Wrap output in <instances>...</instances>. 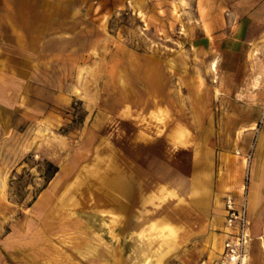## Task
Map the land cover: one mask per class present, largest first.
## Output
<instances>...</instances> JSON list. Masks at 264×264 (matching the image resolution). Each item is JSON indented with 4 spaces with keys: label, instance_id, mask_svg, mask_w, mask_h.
I'll return each mask as SVG.
<instances>
[{
    "label": "rangeland",
    "instance_id": "374dc122",
    "mask_svg": "<svg viewBox=\"0 0 264 264\" xmlns=\"http://www.w3.org/2000/svg\"><path fill=\"white\" fill-rule=\"evenodd\" d=\"M259 88L264 0H0V264L211 254L212 211L187 235L174 218L197 156L211 202L235 190L234 134Z\"/></svg>",
    "mask_w": 264,
    "mask_h": 264
},
{
    "label": "crops",
    "instance_id": "0c3cea01",
    "mask_svg": "<svg viewBox=\"0 0 264 264\" xmlns=\"http://www.w3.org/2000/svg\"><path fill=\"white\" fill-rule=\"evenodd\" d=\"M246 90H250V88L248 87ZM257 91L262 93L264 88H259ZM262 102L263 99H260L253 104H249L250 107L255 108V115L246 114L243 117L244 122L248 124L242 128L246 132L245 134H234V141L232 143L233 152H231V188H235V190L238 189L245 169L243 155L248 152L251 154L248 164L246 206L250 221L249 231L252 239L248 247L245 264H264V105H262ZM181 129V126H175L173 130L166 134L170 142L185 138V136L182 137L183 134H180ZM235 149L239 150L240 154H236ZM205 154L208 155L207 152ZM209 168L208 159L205 158L204 160L200 156L196 157L190 180L187 182L190 198L184 202L180 200L181 206L184 205L191 209L192 217L186 219L174 218L173 215H176L175 211L172 216L181 224L180 227L184 229V234L187 235L192 232V227L189 224H194L195 221L198 222L201 218H207L212 211L214 214V224L216 223L217 225L215 234L217 235L219 247L215 251H212L211 254L205 256L211 259L216 258L222 250L224 223L221 196L226 186L224 187L225 184L223 182L220 183L221 187L219 186L215 193L214 201L211 202L212 190L210 183L213 171ZM157 186H159L158 192L160 193H173L165 184ZM161 187L164 188L162 192L160 191Z\"/></svg>",
    "mask_w": 264,
    "mask_h": 264
},
{
    "label": "built area",
    "instance_id": "2783aa9c",
    "mask_svg": "<svg viewBox=\"0 0 264 264\" xmlns=\"http://www.w3.org/2000/svg\"><path fill=\"white\" fill-rule=\"evenodd\" d=\"M235 153L240 154L237 149H235ZM250 158V152L243 155L245 169L238 189L225 190L221 196L224 223L221 252L216 258L205 257L196 264H245L252 239L246 206Z\"/></svg>",
    "mask_w": 264,
    "mask_h": 264
},
{
    "label": "trees",
    "instance_id": "16d2710c",
    "mask_svg": "<svg viewBox=\"0 0 264 264\" xmlns=\"http://www.w3.org/2000/svg\"><path fill=\"white\" fill-rule=\"evenodd\" d=\"M43 162L45 164V171H44L45 180L49 181L54 176V174L57 172L58 166L54 162L48 159H45Z\"/></svg>",
    "mask_w": 264,
    "mask_h": 264
},
{
    "label": "bare ground",
    "instance_id": "6f19581e",
    "mask_svg": "<svg viewBox=\"0 0 264 264\" xmlns=\"http://www.w3.org/2000/svg\"><path fill=\"white\" fill-rule=\"evenodd\" d=\"M211 67H212V69H215V67H216L215 62H213V63L211 64ZM62 171L65 172V171H66V168H65V167L62 168ZM64 175H66V174H64ZM64 175H62L58 180L60 181V180L64 179V178H65ZM178 209H179V211H180V214H182L183 217H184L185 219H186V218H190V217H192V212H191V211H188L187 209L182 208V207H180V208H178Z\"/></svg>",
    "mask_w": 264,
    "mask_h": 264
}]
</instances>
